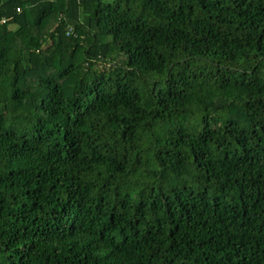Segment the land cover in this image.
Masks as SVG:
<instances>
[{
  "label": "trees",
  "instance_id": "trees-1",
  "mask_svg": "<svg viewBox=\"0 0 264 264\" xmlns=\"http://www.w3.org/2000/svg\"><path fill=\"white\" fill-rule=\"evenodd\" d=\"M2 16L0 264H264V0Z\"/></svg>",
  "mask_w": 264,
  "mask_h": 264
},
{
  "label": "built area",
  "instance_id": "built-area-1",
  "mask_svg": "<svg viewBox=\"0 0 264 264\" xmlns=\"http://www.w3.org/2000/svg\"><path fill=\"white\" fill-rule=\"evenodd\" d=\"M15 11H16L17 13H19V11H20V7H16V8H15ZM8 20H9L8 17H5V16L0 17V26H2V25H4L5 23H7ZM71 30H72L71 27H68L67 34L70 33Z\"/></svg>",
  "mask_w": 264,
  "mask_h": 264
},
{
  "label": "rangeland",
  "instance_id": "rangeland-1",
  "mask_svg": "<svg viewBox=\"0 0 264 264\" xmlns=\"http://www.w3.org/2000/svg\"><path fill=\"white\" fill-rule=\"evenodd\" d=\"M10 28L14 29V28H16V25H10ZM118 60H120V61L125 60V56L123 54L119 55Z\"/></svg>",
  "mask_w": 264,
  "mask_h": 264
}]
</instances>
